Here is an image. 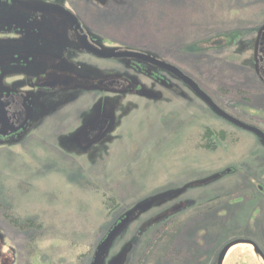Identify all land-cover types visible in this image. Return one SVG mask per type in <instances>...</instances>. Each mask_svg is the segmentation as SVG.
Segmentation results:
<instances>
[{"label":"rangeland","instance_id":"obj_1","mask_svg":"<svg viewBox=\"0 0 264 264\" xmlns=\"http://www.w3.org/2000/svg\"><path fill=\"white\" fill-rule=\"evenodd\" d=\"M72 19L96 49L170 64L264 132V0H0V94L27 103L0 135V264H217L237 240L264 254L259 138L159 67L82 50ZM53 74L71 85L38 87ZM224 264L264 261L240 244Z\"/></svg>","mask_w":264,"mask_h":264},{"label":"flooded vegetation","instance_id":"obj_2","mask_svg":"<svg viewBox=\"0 0 264 264\" xmlns=\"http://www.w3.org/2000/svg\"><path fill=\"white\" fill-rule=\"evenodd\" d=\"M6 1L13 2V0H6ZM24 7L29 9V10L57 11L59 13L60 12L63 13L61 10L57 9L56 7H53V5L52 6H43V8H41V7H30L27 5H24ZM66 16L69 17L68 15H66ZM16 23H18V24H13V25L17 26L20 29L26 28L25 24L20 23V22H16ZM74 26H75V29L77 30L78 35H79V37L76 36V38H77L78 43L80 44L81 49L86 51L87 53H90L89 51H87L86 45L92 46L94 48H96V47L92 44V42L90 40H88L86 33H85V30L83 29V26L81 24L79 25V28L76 25H74ZM90 54L94 55L93 53H90ZM255 62H256L255 65H256V70H257L259 79L264 84V32L261 35V38L257 44ZM181 82L184 86H186L193 93V96L198 101H201L210 110V112H212L213 114L218 116L213 111V109L191 89V87H189L185 82H183V81H181ZM195 83L199 86V88L208 97H210L202 89V87L200 86V84L198 82H195ZM118 84H120L121 86H119ZM38 85H39L38 87H40V88L52 90V89L58 88L60 86H68L69 87L71 85V80L66 79V78H61L60 76L53 74V75H50L49 78L41 80V82ZM108 85L110 87H113V88L128 87L127 83H123V82H120L117 80L109 81ZM125 85H127V86H125ZM210 99L219 108H221L223 111H225L212 97H210ZM26 110H27V103L24 99H22L20 97V95L19 96L14 95L13 93L0 94V135L10 136L13 133H15L16 131H18L19 128L21 127V125L23 124V118H24ZM6 132H8V133H6Z\"/></svg>","mask_w":264,"mask_h":264},{"label":"water","instance_id":"obj_3","mask_svg":"<svg viewBox=\"0 0 264 264\" xmlns=\"http://www.w3.org/2000/svg\"><path fill=\"white\" fill-rule=\"evenodd\" d=\"M68 15V14H66ZM69 16V15H68ZM74 25L78 26L79 28V22L72 19ZM86 49L87 51H89L90 53H93L94 55L100 57V58H129V59H134V60H138V61H142V62H146L150 65L159 67L160 69H163L171 74H173L176 78H178L179 80L185 82L189 87H191V89L201 98L203 99L212 109L213 111L222 119H224L225 121L229 122L230 124L243 129L245 131H248L250 133H252L253 135H255L256 137H258L264 144V132L258 128L252 127L250 125H247L237 119H235L234 117H232L231 115L227 114L225 111H223L221 108H219L211 99L210 97H208L200 88L199 86L195 83V81H193L190 77H188L185 73H183L181 70H179L178 68L158 61L154 58L148 57V56H144L141 54H137V53H129V52H121V53H107V52H102L92 46L86 45ZM240 244H250L251 246L254 247L255 252L262 258V260L264 261V254L263 252L260 250V248L255 245L252 242H246V241H242V240H237L234 242H231L229 244H227L223 250L221 251L219 258H218V263L217 264H224L225 259L228 255V253L230 252V250Z\"/></svg>","mask_w":264,"mask_h":264},{"label":"trees","instance_id":"obj_4","mask_svg":"<svg viewBox=\"0 0 264 264\" xmlns=\"http://www.w3.org/2000/svg\"><path fill=\"white\" fill-rule=\"evenodd\" d=\"M207 136H211V134L209 133V132H207ZM260 140V139H259ZM261 141V140H260ZM262 142V141H261ZM262 144H263V142H262ZM264 145V144H263ZM126 217H121L119 220H118V222H116L114 225H113V227H111V229H110V234H115L116 233V231H118V229L120 228V226H121V221L123 220V219H125ZM124 221V220H123Z\"/></svg>","mask_w":264,"mask_h":264}]
</instances>
